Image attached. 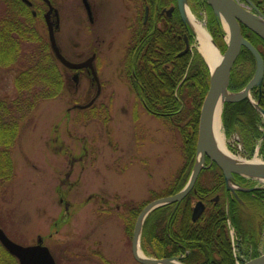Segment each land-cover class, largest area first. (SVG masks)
<instances>
[{
	"label": "rangeland",
	"instance_id": "374dc122",
	"mask_svg": "<svg viewBox=\"0 0 264 264\" xmlns=\"http://www.w3.org/2000/svg\"><path fill=\"white\" fill-rule=\"evenodd\" d=\"M52 1L60 14L57 40L64 53L76 51L89 56L93 51L99 52L103 95L94 109L96 117L75 109V104L86 103L87 89H90L88 78L83 76L77 88L67 89L64 95L51 101H43L24 118L11 153L13 178L0 185V229L8 238L26 247L36 244L41 237L61 264H75L73 254L91 253L95 242H99L98 247L108 257L114 248L121 247L120 222L116 218L107 221L98 213L104 205L103 197L111 206L134 204L144 208L173 190L178 180L187 178V184L198 155L196 147V159L190 166L185 156L188 143L185 136L173 127L172 120L150 115L131 86L129 70H126L127 45L130 27L142 15L140 8L132 0H89L97 18L91 25L82 0ZM192 1L187 0L190 11L209 33L206 10ZM35 3L38 8L43 7L40 0ZM173 6L176 8L174 3H167L160 12L167 15L163 11ZM246 8L264 18L253 7ZM5 9V4L0 2V11ZM35 23L40 37L50 46L44 21L38 18ZM193 33L195 42L190 48L198 52L197 34L195 30ZM220 53L224 54L221 50ZM25 61L21 58L14 66L0 65V97L16 96L13 82ZM222 132L225 145L233 155L249 161L257 156L264 162L258 146L250 157L238 135L227 137L223 122ZM232 147L237 151L231 150ZM80 155H84L85 162L76 163L71 171L72 158ZM245 178L255 187L264 188V182L257 177ZM228 186L234 191L240 187L232 180ZM196 204L197 199L193 198L192 210ZM227 226L236 258L254 259V248L239 242L230 221ZM259 236L258 256L264 254V225ZM85 238L91 239L90 244L76 247L83 239L84 244ZM141 242L146 244L143 233ZM152 252L156 259H161L157 258L156 249Z\"/></svg>",
	"mask_w": 264,
	"mask_h": 264
},
{
	"label": "trees",
	"instance_id": "16d2710c",
	"mask_svg": "<svg viewBox=\"0 0 264 264\" xmlns=\"http://www.w3.org/2000/svg\"><path fill=\"white\" fill-rule=\"evenodd\" d=\"M132 1L143 16L139 15L137 23L130 27L126 70L130 71L131 86L149 110L155 111L158 117L172 120L173 127L185 136L188 142L185 156L192 166L196 159L201 104L210 87V70L201 54L191 50L195 35L177 7L171 17L160 12L167 3L176 5L177 0ZM250 1L264 16V0ZM192 2L206 10L207 29L213 42L222 52L226 51L225 31L219 18L206 0ZM147 9L149 15L145 22ZM26 14L18 5L13 11L10 5L0 11V65L9 67L17 65L21 58L26 60L13 82L16 96L0 97V185L13 178L11 153L21 122L43 101L56 99L67 90L64 67L40 37L36 23ZM242 33L260 50L264 59V40L244 26ZM235 62L228 82V90L232 93L242 91L257 69L255 57L245 47ZM250 92L258 107L249 97L225 102L222 122L226 136L238 135L248 156H253L258 146L264 159V116L260 112H264V77ZM231 150L237 151V148ZM223 175L216 164L203 169L194 189L174 214L171 227L168 225L173 205L156 209L154 218L144 226L143 238L147 246L156 245L157 258H170L189 250L182 259L185 264H235L228 221L239 242L254 248L253 256H258L257 245L264 225V188L255 187L250 179L233 175V183L247 189L234 191ZM186 179L178 180L177 185L175 182V188L158 199L181 190ZM193 198L202 200L207 207L203 217L195 223L191 222ZM0 264H18L1 243Z\"/></svg>",
	"mask_w": 264,
	"mask_h": 264
},
{
	"label": "water",
	"instance_id": "95a60500",
	"mask_svg": "<svg viewBox=\"0 0 264 264\" xmlns=\"http://www.w3.org/2000/svg\"><path fill=\"white\" fill-rule=\"evenodd\" d=\"M49 4L50 8L47 12L46 19L49 18L50 14L53 12V7L51 6L50 2L46 0ZM208 5L212 8V11L214 14L219 18L223 31H225V37L227 42V49L224 51L223 54V60L221 61V64H219L215 69L211 68V66L207 63L206 59H204L209 67L211 78H210V87L208 90V93H206V97L203 101L201 111H200V118H199V127H198V141H197V155L199 149L203 150L204 158H205V164L201 167L197 166V162L194 166L193 172L191 176H189V180L185 187L178 193H175L173 195H170L168 197H163L159 199H155L151 203H149L144 210H142V214L137 226V231H135V241L134 244H137V240L140 237V230L142 228V225L144 223L145 218L147 215L153 211L158 209L159 207L176 203V209L182 202V200L194 189V186L199 178V175L201 171L207 167H210L213 164H216L222 172L223 176H225L227 184H230V181L232 180L233 175H240L243 177H254L258 174L264 173V164L257 165V166H238L231 163H228L226 161H223L219 155L211 148L209 145V138H210V131H211V121L213 116V110L216 106V103L222 93V91L227 88L230 82L231 72L234 68L235 61H237L241 50L243 47L249 49V51L252 52L253 56L255 57V61L257 63V69L255 72L254 77L251 79V81H248L249 83L246 85V87L238 92V93H232L228 90L229 93H232L235 95V97L231 99H226L225 102H232V101H239L243 98L251 97V90L254 86L260 85L262 82V79L264 77V59L261 55V52L258 48H256L249 40H247L246 37L243 36L242 33V27H246L250 31H252L254 34H256L258 37L261 38V40H264V22L262 20L264 18H261L260 16L253 14L250 10L246 8L245 5L241 4L238 0H206ZM187 3V0H177V8L179 11V14L183 21L187 23L185 13H184V3ZM248 4L251 5L255 9L256 12H258L259 15H262L256 7L247 0ZM175 6L171 7L169 10H164L163 12H166L169 17L172 16V12H174ZM56 14L58 15V12L56 11ZM263 16V15H262ZM264 17V16H263ZM59 18V15H58ZM57 18V19H58ZM57 27H59V19ZM227 23L230 34H228V31L226 30L225 23ZM189 26V23H187ZM47 25L49 30V37H50V45L51 50L55 54L56 58L63 64L65 67L69 69H81L85 67H89L90 69H93V61L95 59V56H92L91 58H88L87 61L76 64L70 62V60H66V58L61 53V50L57 41L55 40V33L54 29L52 27L51 22L47 19ZM194 31V30H193ZM209 34V33H208ZM210 35V34H209ZM229 36V37H228ZM212 42L214 41L212 36L210 35ZM215 45L216 43L213 42ZM218 48V46L216 45ZM219 49V48H218ZM188 50V48H187ZM220 51V50H219ZM200 53V51L198 50ZM94 78L98 83L99 79L97 76L96 71L93 69ZM224 105V104H223ZM256 107L257 104H255ZM84 108V107H83ZM223 111V106L221 109V113ZM263 116L264 112L261 110ZM220 113V114H221ZM209 160V166L206 165V160ZM229 187V186H228ZM230 188V187H229ZM242 190H247L242 188ZM218 200V198H217ZM205 204L202 201L197 202L196 206L193 210L192 215V221L196 222L199 217H201L202 213L205 210ZM0 243L2 246L15 258L18 259L19 264H57L53 255L51 254L49 248L45 245H43V239L41 237L38 238L37 243L34 245L24 246L21 244H16L13 240L8 238L7 234L3 229H0ZM143 263H149L151 264H184L181 262V258L179 257H172V258H166V259H152V260H142ZM244 264H264V254L257 256L256 258L244 263Z\"/></svg>",
	"mask_w": 264,
	"mask_h": 264
},
{
	"label": "flooded vegetation",
	"instance_id": "af4514ba",
	"mask_svg": "<svg viewBox=\"0 0 264 264\" xmlns=\"http://www.w3.org/2000/svg\"><path fill=\"white\" fill-rule=\"evenodd\" d=\"M40 1L43 4V7L41 6V8L37 7L35 0H0V2L5 4L6 8L10 5L11 11H13L15 5H18L19 7H21V9H22V11H24V13H27L26 15L29 16V19H33L34 22H37L38 18H42V20L44 21V24L46 26V29L48 31V36H49V30H48V25H47V19H48L49 22H51L52 27L54 29L55 38H56L55 40H57V32L60 30L59 29L60 23H59V27H57V25H58L57 20L60 18L59 10H58V8H56L54 1L48 0L50 2L51 6L53 7L52 8L53 12L50 14L49 18L46 19L47 12L49 11L48 8H50V6L46 0H40ZM82 3H83L84 10L86 11V15H87L89 23L91 25H94L97 18H96L94 7H92L93 5L89 2V0H82ZM56 11L58 12L59 18H58V15L56 14ZM148 15H149V10L147 9L145 22L147 21ZM24 17H25V15H24ZM59 22H60V19H59ZM57 42H58V40H57ZM104 42L105 41L103 40V44H104ZM49 43H50V41H49ZM60 50H61L63 56L66 58V60H68V61L70 60V62L76 63V64L83 63V62L87 61L88 58L95 56V59H94L92 65H93V69L97 73V76H98L97 79H99V83L95 79H93L94 78L93 69H90L89 67H85V68H81V69H69L67 67H64V69H65L64 74H65V77L67 79V89L69 91L72 89V87L77 88V84L81 80V77L86 76L88 78V80L90 82V89H87L88 92H87V96L85 99L86 103L85 104H75L74 108L81 110L83 112H90L92 115H94V117H96L97 114L95 113L94 109H96L97 104H98L99 100L101 99V97L103 95V90H104L103 89L104 84H103L102 80H100V74L98 71V64L100 65V62L98 60L99 52L93 51L89 56H84L83 54H77L76 51L73 53H70L68 55V54L64 53L62 47H60ZM65 54L68 56H66ZM135 93H136V91H135ZM136 95L138 96L137 93H136ZM140 100L142 101L141 98H140ZM142 103H143V101H142ZM143 106L150 115L158 118V114L155 111L149 110L144 103H143ZM160 118H162V117H160ZM83 150H84V155H86L87 149L84 148ZM84 155H80L79 157L72 158V160L70 162L71 163V171H72V169H74V165L76 163H84L85 162ZM68 178H69V176H68ZM103 199H104V201H103L104 205L101 208L102 211L98 212V213H101L102 217L107 219V221L109 219L113 220V218H116V220H118V222H120V224L122 225V235H123V240H122V242H120V243H122L121 247H117L118 249L114 248L116 252L113 250V254L110 255L111 257H108V255L103 254L101 248L98 247L100 245L99 242H95V243H93L94 249L92 250L91 253H88V254L87 253H83V254L79 253L78 254L75 252L74 253L75 255L73 254V257L76 258L74 260V263L75 264H82L81 262H86V264H151V262L149 260L156 259L155 255L152 252L155 249L156 245L150 244L147 247V245L142 244L141 241H142V233H143L144 226L148 220H151L152 218H154L152 216L154 215L155 210L151 211L147 215V217L145 218L144 223L142 225V228L140 230V237L137 240V244L135 245L134 244L135 233H136L135 231H137V226H138L141 214L143 212L142 210H144L145 207L149 203L144 208H141V206L139 207V206H136L134 204H130V205H125V204L119 205L118 204L116 206H111L108 202L109 200H107L105 197H103ZM199 201H202V200L198 199L197 202H199ZM61 202H64L63 198H61ZM182 202H183V200H182ZM171 205H173V207L170 208L171 210H170L169 225H168L169 227H171L170 222H171L174 214L176 213V211L180 207V205H179L178 208L176 209V205H177L176 203H172ZM204 208H205V210L202 213L201 217H203V214L205 213L207 207H204ZM192 215H193V210L191 211V222L195 223L192 221ZM201 217H199L198 220H200ZM83 240L79 241L76 244V247L82 248V245L88 246V244H90L89 242L91 239L88 240L85 238V243L82 244ZM101 244H103V243L101 242ZM43 245H45L44 241H43ZM45 246H47V245H45ZM91 246H92V244H91ZM81 248H79V249H81ZM49 250H50V248H49ZM50 252H51V250H50ZM188 252H189V250H186L184 252V254L173 256V257L183 258L185 255L188 254ZM51 254H52V252H51ZM53 257H54L57 264H61L56 256L53 255ZM140 259L147 260V261H149V263H143V262H141Z\"/></svg>",
	"mask_w": 264,
	"mask_h": 264
},
{
	"label": "bare ground",
	"instance_id": "6f19581e",
	"mask_svg": "<svg viewBox=\"0 0 264 264\" xmlns=\"http://www.w3.org/2000/svg\"><path fill=\"white\" fill-rule=\"evenodd\" d=\"M184 13H185L187 23L192 25V28L195 30V33L197 34V40H198L197 43L199 44L198 50L200 51L201 56L204 59H206L207 63L211 66V68L215 69L219 64H221V61L223 60V55L220 53L216 45L212 42V39L210 35L208 34L204 25L190 11L189 6L186 2L184 3ZM262 22H264V19L262 20ZM224 23H225L226 30L228 31V34H230V30H229L227 23L225 21ZM233 97H235V95L232 93H229L227 88H225L222 91L216 103V106L213 110L212 121L210 124L211 131L209 134L210 135L209 145L217 153V155H219V157L223 161H226L228 163L238 165V166H250V167L262 165L264 164V162L261 159H259L257 156L249 161L248 159H245L243 157L233 155V153L229 151V149L225 145V137L222 132V122H221L220 113H221V109L224 104V101L226 99H231ZM196 162H197L198 167H201L202 165L205 164V158H204L202 149H199L198 151ZM255 177H257L262 182H264V173L258 174ZM234 185L236 186V184ZM231 245L233 248L232 240H231ZM234 254L235 252L233 250V256Z\"/></svg>",
	"mask_w": 264,
	"mask_h": 264
}]
</instances>
